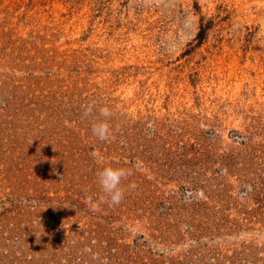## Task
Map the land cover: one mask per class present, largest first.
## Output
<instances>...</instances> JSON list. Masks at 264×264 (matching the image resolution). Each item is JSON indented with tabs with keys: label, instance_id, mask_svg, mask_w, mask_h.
<instances>
[{
	"label": "rangeland",
	"instance_id": "374dc122",
	"mask_svg": "<svg viewBox=\"0 0 264 264\" xmlns=\"http://www.w3.org/2000/svg\"><path fill=\"white\" fill-rule=\"evenodd\" d=\"M0 264H264V0H0Z\"/></svg>",
	"mask_w": 264,
	"mask_h": 264
},
{
	"label": "clouds",
	"instance_id": "9594fccd",
	"mask_svg": "<svg viewBox=\"0 0 264 264\" xmlns=\"http://www.w3.org/2000/svg\"><path fill=\"white\" fill-rule=\"evenodd\" d=\"M84 107L83 115L88 117L93 115L94 109L97 115L91 125V132L93 136L104 142H110L115 139L113 128L110 124L112 111L107 106H101L98 109L95 104H87ZM92 156L100 163L103 162V156L95 151ZM131 175V170L126 167H113L111 165L101 167L97 174L96 179L102 195L98 201H93L91 196L86 197L85 203L88 204L91 210H98L99 204L108 203L110 206H118L125 198L126 189L123 182ZM134 187V185H129Z\"/></svg>",
	"mask_w": 264,
	"mask_h": 264
}]
</instances>
